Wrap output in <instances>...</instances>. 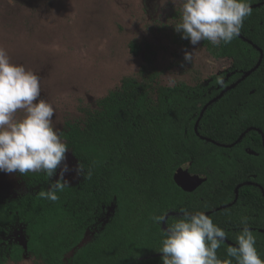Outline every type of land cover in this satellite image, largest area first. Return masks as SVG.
Masks as SVG:
<instances>
[{
    "label": "trees",
    "instance_id": "obj_1",
    "mask_svg": "<svg viewBox=\"0 0 264 264\" xmlns=\"http://www.w3.org/2000/svg\"><path fill=\"white\" fill-rule=\"evenodd\" d=\"M250 3L252 15L230 44L217 48L203 41L214 58L232 61L229 70L199 86L154 89L127 78L66 122L67 154L91 167L92 178L81 177L51 202L38 197L49 185L45 173H18L27 192L0 204V264H162L167 224L150 216L167 213L171 223L181 209L204 211L225 230L217 252L222 260L231 259L226 249L235 245L246 215L264 259V0ZM175 37L190 45L181 34ZM181 169L206 180L194 192L184 191L175 181ZM251 173L261 187L238 186ZM18 228L23 242L15 237Z\"/></svg>",
    "mask_w": 264,
    "mask_h": 264
},
{
    "label": "rangeland",
    "instance_id": "obj_2",
    "mask_svg": "<svg viewBox=\"0 0 264 264\" xmlns=\"http://www.w3.org/2000/svg\"><path fill=\"white\" fill-rule=\"evenodd\" d=\"M177 22L179 6L172 0H0V47L13 63L41 77V98L56 107V126L62 130L124 79L147 81L154 89L199 86L229 70L232 61L214 58L203 41L195 47L201 56L214 58V65L186 63L185 50L191 52L193 46L177 41ZM169 76L176 80L172 86ZM66 156L74 168L77 160ZM74 177L69 172L65 179L75 185L80 178ZM26 192L18 172H0V204ZM14 234L24 241L22 228ZM26 261L34 264L28 259L6 264Z\"/></svg>",
    "mask_w": 264,
    "mask_h": 264
},
{
    "label": "clouds",
    "instance_id": "obj_3",
    "mask_svg": "<svg viewBox=\"0 0 264 264\" xmlns=\"http://www.w3.org/2000/svg\"><path fill=\"white\" fill-rule=\"evenodd\" d=\"M16 2L9 0L11 4ZM172 3L179 6V22L174 24V29L193 46V51L185 50L184 61L208 67L214 65V58L201 56L200 48L195 46L201 41L217 48L230 44L253 12L250 0H172ZM175 83L169 76V86ZM216 83L223 84V78L218 77ZM41 97V77L23 64L13 63L7 49L0 47V172H18L23 176L45 173L49 185L39 191L38 197L56 202L58 193L71 187L66 174L75 172V179L90 180L93 171L83 162L70 168L66 156L70 149L63 140V131L56 126L59 124L57 109ZM18 113L22 114L21 118H17ZM58 169V178L53 181ZM180 211L183 215L171 223L167 213L150 216L155 224H167L159 249L162 264H232L233 260L235 264H264L246 215L241 217L243 227L235 245L226 249L231 259L222 260L217 252L226 242L225 230L204 211Z\"/></svg>",
    "mask_w": 264,
    "mask_h": 264
},
{
    "label": "water",
    "instance_id": "obj_4",
    "mask_svg": "<svg viewBox=\"0 0 264 264\" xmlns=\"http://www.w3.org/2000/svg\"><path fill=\"white\" fill-rule=\"evenodd\" d=\"M249 74L250 73H248L247 75H249ZM224 93H222L219 97H221ZM217 99H215L214 101H216ZM214 101H212L211 103H213ZM211 103H209L208 106ZM205 180H206L205 178H202L199 175H192L187 170H182V169L179 170L176 173V175H175V181H176V183L184 191H187V192H194L196 189H198L205 182Z\"/></svg>",
    "mask_w": 264,
    "mask_h": 264
},
{
    "label": "flooded vegetation",
    "instance_id": "obj_5",
    "mask_svg": "<svg viewBox=\"0 0 264 264\" xmlns=\"http://www.w3.org/2000/svg\"><path fill=\"white\" fill-rule=\"evenodd\" d=\"M261 102H264V99L263 100H261ZM260 133H261V141H262V145H260L259 146V148H260V150L261 151H264V133L262 132V131H259ZM246 149V152H248L249 154H253V155H256V156H259L260 157V160L262 161L263 160V157H261V155H260V152L258 153V152H255V151H253L251 148H245ZM257 172L259 173V175H260V178H262L263 176H262V169H258L257 170ZM211 173V175L212 176H214V177H219V176H221V174H214L213 172H210ZM193 175V174H192ZM194 175H198V174H194ZM200 176V175H199ZM250 176L252 177L250 180H248L246 183L245 182H242V183H239V185L238 186H242V185H245V184H250V185H256V186H259V187H261V183L260 182H258V181H255V180H253V178H256V174H254V173H251L250 174ZM201 177H203L204 178V176L202 175ZM220 182H222V183H234V182H237L236 180H226V179H222Z\"/></svg>",
    "mask_w": 264,
    "mask_h": 264
}]
</instances>
